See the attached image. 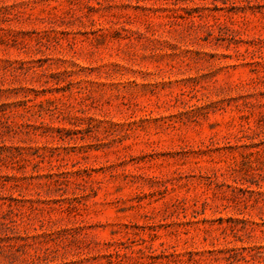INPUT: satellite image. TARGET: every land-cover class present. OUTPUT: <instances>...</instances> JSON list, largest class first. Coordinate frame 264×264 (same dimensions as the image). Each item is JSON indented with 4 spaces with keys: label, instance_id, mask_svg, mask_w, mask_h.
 <instances>
[{
    "label": "rangeland",
    "instance_id": "374dc122",
    "mask_svg": "<svg viewBox=\"0 0 264 264\" xmlns=\"http://www.w3.org/2000/svg\"><path fill=\"white\" fill-rule=\"evenodd\" d=\"M0 264H264V0H0Z\"/></svg>",
    "mask_w": 264,
    "mask_h": 264
}]
</instances>
